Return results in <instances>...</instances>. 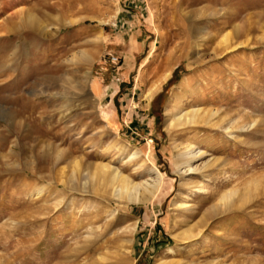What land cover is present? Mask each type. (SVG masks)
<instances>
[{
    "label": "rangeland",
    "instance_id": "obj_1",
    "mask_svg": "<svg viewBox=\"0 0 264 264\" xmlns=\"http://www.w3.org/2000/svg\"><path fill=\"white\" fill-rule=\"evenodd\" d=\"M192 107L224 126L170 125ZM134 148L145 203L94 176L141 181ZM162 260L264 264V0H0V264Z\"/></svg>",
    "mask_w": 264,
    "mask_h": 264
},
{
    "label": "bare ground",
    "instance_id": "obj_2",
    "mask_svg": "<svg viewBox=\"0 0 264 264\" xmlns=\"http://www.w3.org/2000/svg\"><path fill=\"white\" fill-rule=\"evenodd\" d=\"M231 40H232L231 32L227 31L222 35L220 41L221 43L229 45ZM85 58L86 60L85 59L83 60H85L88 63H93L94 61L93 57L91 58L90 56H85ZM218 117H219V111L217 109H200V108L192 107L186 110L183 109V111L180 110L179 114H177L174 117L170 125L175 126V127H182L186 125L189 126V125L197 124L203 121V122H208V123L223 127L224 125L219 124L218 122L215 121ZM224 119L225 118H222V121H224ZM225 127L229 128L230 126L229 127L225 126ZM178 149L180 150L179 155H178L179 157L178 166H179L180 173L183 176L196 173L200 169L201 165L195 162L198 159H201L202 157H204L205 151H203L200 148H195L191 142L186 143L185 145L181 146V148L179 147ZM139 153H140L139 150L134 148L133 150L129 152V156H128V161L129 162L134 161L133 166H136V168L146 167L145 169L146 177H144L139 182H134V180L130 177L132 174H130V176L129 174H124L121 170H119L118 168H112L109 164H101L100 166L98 165L99 169H97L96 167L97 171L96 173H94V176L100 175L102 177L103 175L105 178L106 174H108V172L111 171V174L109 173L110 176L112 175V178L110 179L111 185L113 187L114 195L118 199L122 200V199L127 198L132 202L145 203V202L150 201L154 196L157 195L156 193L159 192V189L163 181L162 171L156 165L147 164L146 162L148 160L146 161L145 159L136 160V158L139 157L138 156ZM213 160L214 159H211V160L209 159L207 162L211 163ZM75 164L77 163L75 162ZM203 166H206V164L204 163ZM136 168H134V170ZM69 180L71 181V179ZM237 192L238 191L236 190L226 191L223 195H221L220 202L217 205L218 206L228 205L237 196ZM39 193H41V191H39L38 194ZM197 236L198 234H194V232L192 231V227H189L188 229L182 232L181 238L183 240H189ZM170 251L172 253H175L174 249H170ZM157 264H164V261L162 260L158 262Z\"/></svg>",
    "mask_w": 264,
    "mask_h": 264
},
{
    "label": "built area",
    "instance_id": "obj_3",
    "mask_svg": "<svg viewBox=\"0 0 264 264\" xmlns=\"http://www.w3.org/2000/svg\"><path fill=\"white\" fill-rule=\"evenodd\" d=\"M111 62L115 65L119 63V58L116 56H110Z\"/></svg>",
    "mask_w": 264,
    "mask_h": 264
}]
</instances>
